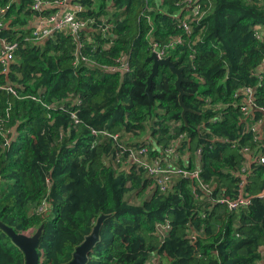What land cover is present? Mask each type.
<instances>
[{"label":"trees","instance_id":"trees-1","mask_svg":"<svg viewBox=\"0 0 264 264\" xmlns=\"http://www.w3.org/2000/svg\"><path fill=\"white\" fill-rule=\"evenodd\" d=\"M178 1L72 0L93 22L77 46L65 32L31 38L32 19L56 8L0 0V40L18 43L6 70L0 62V221L16 231L44 224L40 264L69 262L102 214L88 264H264V166L253 165L245 183L238 174L241 147L258 145L252 130L243 131L241 91L255 88L264 107V32L255 30L264 28V5L200 0L208 11L190 19L188 33L175 17L187 13ZM171 41L178 44L169 55L188 78L185 116L168 66L153 79L154 104L146 92L151 42ZM122 56L130 69L111 72ZM3 125L15 131L6 145ZM175 139L181 154L171 163L201 166L202 183L175 176L163 191L143 167L128 165L122 148L160 156ZM241 196L250 203L222 201ZM0 264H25L2 229Z\"/></svg>","mask_w":264,"mask_h":264},{"label":"built area","instance_id":"built-area-1","mask_svg":"<svg viewBox=\"0 0 264 264\" xmlns=\"http://www.w3.org/2000/svg\"><path fill=\"white\" fill-rule=\"evenodd\" d=\"M10 1L16 2L17 0ZM245 1L258 6L264 5V0ZM177 5H180L182 10L187 11L184 16H181L180 13L176 14L175 17L178 19V26L183 27L188 33H191L192 31L190 19L197 18L199 20L208 11V9L202 11V4L200 0H180L177 2ZM51 7L56 8L57 10L50 15L41 14L35 17L33 19L35 20L34 25H32V21L30 22L32 28L31 38L34 41L41 42L57 32H65L69 33L73 37L74 41L78 46L81 40L82 31L88 27L89 23H93L91 19L78 15V13L84 9L83 6L79 3H73L72 0H56L53 2L44 0H34L32 6V8L36 11H42L46 8ZM8 8L9 5L2 8L1 12H6ZM0 26H2V22L0 23ZM107 29L108 26H106V28L103 30ZM262 29L264 32L263 27H259L255 30ZM256 35L257 38H262V35L259 32H256ZM181 41L182 40L178 38V42ZM178 42L171 41L170 43H165L163 45H160L157 42H151L152 52H156L160 58H165L169 55V50L175 47ZM0 43V62L4 63L6 70L10 63L14 60V53L18 47V43L10 41L6 38H2L0 40ZM82 59L87 60L86 57H83ZM119 61V65H113V67L109 68L111 72H116L117 70L126 72L130 69L128 61H123V56ZM74 63L77 65L79 62L75 61ZM117 66L120 67L118 68ZM259 68V71L264 73V60L259 66ZM7 89L14 92L11 86H8ZM241 92L243 94V99L241 100L239 105L244 114V120H242L244 122L243 131L247 129L252 130L254 132V140L258 142L256 148L250 145H244L243 147H241V153L244 156V165L241 169L242 171H240L238 174L242 178V183H245L248 172L251 171L250 168H252L253 165L264 166V107L256 104L254 97L255 88L246 87ZM256 111L261 112V115L259 117H257ZM3 127L5 133H7V138L5 141L6 145L9 144L10 139L12 138V136H14V132L12 128H7L5 125H3ZM180 137H185V134H181ZM178 139H175L165 151L161 150L162 154L160 156H152L151 154H149L150 152H148V150L144 147L133 146L128 149L126 146H122V148L124 150H129L127 160V163L129 162L128 165H137L138 167H143L146 173H148V175L152 176L157 180L158 186L161 187L163 191L167 190L168 185L174 179L175 176L190 177L194 180L196 179L198 183H202V180L200 178L201 166L194 171H190L186 168L175 167L171 163V160L173 161V159L177 155L181 154L178 152L177 149V145L179 143ZM232 142H234V145L238 144L236 139ZM185 153L186 155L189 154V152L187 151ZM195 154L199 157L200 161L202 150L199 148ZM203 186L206 189L209 188L208 185L203 184ZM260 195L264 197V191L261 192ZM222 201L228 202L229 206L231 207H238L249 204L251 200L249 196H241L236 200L224 199Z\"/></svg>","mask_w":264,"mask_h":264},{"label":"water","instance_id":"water-1","mask_svg":"<svg viewBox=\"0 0 264 264\" xmlns=\"http://www.w3.org/2000/svg\"><path fill=\"white\" fill-rule=\"evenodd\" d=\"M147 60L152 61L151 74L147 81V94L150 97L151 102L154 104V95L151 92V86L153 79L159 74V68L161 65L168 66L170 70L177 76L175 81L176 89L180 92L179 99L183 106V114L190 110V108L184 102V95L186 92L182 87V83L188 81V78L184 75V66H180L177 60H173L171 56L166 58H160L156 52H153ZM106 214H102L98 217L93 230L88 234L84 241L80 243L73 253L72 259L64 264H88L90 257L100 242V235L102 226ZM0 229L11 239L12 243L17 246L24 254L25 264H40L41 255L39 252L40 241L43 235L44 224H41L38 228L34 229L32 233L27 231H16L13 227L0 221Z\"/></svg>","mask_w":264,"mask_h":264},{"label":"rangeland","instance_id":"rangeland-1","mask_svg":"<svg viewBox=\"0 0 264 264\" xmlns=\"http://www.w3.org/2000/svg\"><path fill=\"white\" fill-rule=\"evenodd\" d=\"M34 24H35V20L32 19V25H34ZM12 130H13V132H15L14 129H12ZM143 135H144V134H143ZM127 137H129V138L142 137V134H140V135H138V136H134V135L129 134ZM134 142H135V141H134ZM132 199H133V201H135V202H140V201L142 200L141 198L137 197V195H135V193H133V195H132ZM30 233H31V231H30Z\"/></svg>","mask_w":264,"mask_h":264},{"label":"clouds","instance_id":"clouds-1","mask_svg":"<svg viewBox=\"0 0 264 264\" xmlns=\"http://www.w3.org/2000/svg\"><path fill=\"white\" fill-rule=\"evenodd\" d=\"M0 46H1V43H0ZM153 53V52H152ZM168 56H171V55H168ZM166 58V57H165ZM31 231V233L34 231V229H31V230H28L27 232H30Z\"/></svg>","mask_w":264,"mask_h":264},{"label":"flooded vegetation","instance_id":"flooded-vegetation-1","mask_svg":"<svg viewBox=\"0 0 264 264\" xmlns=\"http://www.w3.org/2000/svg\"><path fill=\"white\" fill-rule=\"evenodd\" d=\"M182 85H183V83H182ZM183 87V86H182Z\"/></svg>","mask_w":264,"mask_h":264}]
</instances>
